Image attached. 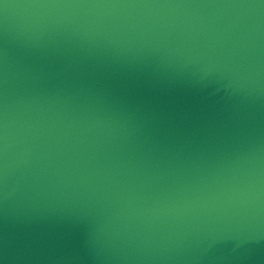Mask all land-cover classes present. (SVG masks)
Here are the masks:
<instances>
[{"label":"water","instance_id":"95a60500","mask_svg":"<svg viewBox=\"0 0 264 264\" xmlns=\"http://www.w3.org/2000/svg\"><path fill=\"white\" fill-rule=\"evenodd\" d=\"M0 264H264V0H0Z\"/></svg>","mask_w":264,"mask_h":264}]
</instances>
